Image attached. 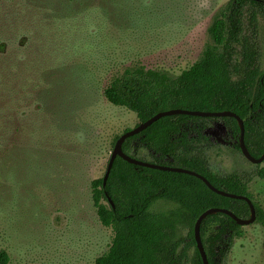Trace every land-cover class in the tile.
I'll return each mask as SVG.
<instances>
[{"label": "rangeland", "instance_id": "rangeland-1", "mask_svg": "<svg viewBox=\"0 0 264 264\" xmlns=\"http://www.w3.org/2000/svg\"><path fill=\"white\" fill-rule=\"evenodd\" d=\"M76 1L0 0V250L12 264H95L109 251L114 233L99 220L92 184L106 175L114 139L139 121L104 90L136 64L189 70L231 0H136L131 10H76ZM259 35L264 69V16ZM211 136L217 171L257 172L221 122ZM250 193L264 210V179ZM176 208L160 201L153 211ZM189 231L179 226L178 238ZM187 253L192 264L195 248ZM224 264H264V225L243 227Z\"/></svg>", "mask_w": 264, "mask_h": 264}, {"label": "trees", "instance_id": "trees-1", "mask_svg": "<svg viewBox=\"0 0 264 264\" xmlns=\"http://www.w3.org/2000/svg\"><path fill=\"white\" fill-rule=\"evenodd\" d=\"M91 1V5L76 1V10H92L96 5L101 8L103 2L105 10L136 7V0ZM260 16H264V0H231L213 18L209 41L189 70L174 76L136 64L110 80L105 97L114 106L136 114L139 125L170 110L235 113L244 122L250 154L260 159L264 155ZM219 122L233 139V148L242 153V130L235 118L186 115L160 119L129 138L123 151L144 162L198 173L221 191L248 197L256 207V222L264 225V210L250 193L253 180L264 179L261 165H257L255 174H226L217 171L211 161V152L219 145L212 140L211 130ZM121 136L114 139V147ZM104 178L92 184L93 201L100 222L111 228L114 236L109 251L95 264H188L190 248L196 253L192 264H203L195 226L205 212L226 209L241 219L251 218L246 201L221 196L191 175L143 168L117 158L106 186ZM160 201L174 203L177 208L155 213L154 207ZM181 225L189 227L186 238L177 236ZM242 230L233 218L222 213L203 221L201 235L209 264H224L242 237ZM0 264H12L4 250H0Z\"/></svg>", "mask_w": 264, "mask_h": 264}, {"label": "water", "instance_id": "water-1", "mask_svg": "<svg viewBox=\"0 0 264 264\" xmlns=\"http://www.w3.org/2000/svg\"><path fill=\"white\" fill-rule=\"evenodd\" d=\"M178 115H186V116H193V117H202V118H235L240 125V128L242 130V134H241V139H240V146H241V151L243 156L250 161L251 163L255 164V165H261L264 163V155L260 158V159H255L249 152L246 144H245V128H244V122L243 120H241V118L236 115L235 113L232 112H218V113H211V112H201V111H189V110H170V111H166V112H161L159 114H157L155 117L151 118L149 121L140 124L139 126H137L136 128L124 133L119 140L117 141L114 150H113V154L111 156L109 165H108V169L104 178V186H106L108 179L110 177V174L112 172L114 163L116 161L117 158H121L123 160H125L126 162L139 166V167H143V168H148V169H153V170H159V171H165V172H173V173H180V174H187V175H191L194 176L200 180H202L213 192L227 197V198H231V199H235V200H242V201H246L250 208H251V218L250 219H241L239 217H237L234 213H232L229 210L226 209H213V210H208L207 212H205L197 221L196 226H195V240H196V244H197V249L199 250V253L201 255L203 264H209L208 261V256L203 244V240H202V235H201V226L203 221L210 215L213 214H217V213H222L225 215L230 216L231 218H233V220H235L240 226L245 227V226H250L252 224L256 223L257 220V211H256V207L253 203V201L251 199H249L248 197L245 196H239V195H234V194H229L227 192L221 191L219 189H217L216 187H214L205 177H203L202 175L189 171V170H184L181 168H173V167H168V166H160L154 163H150V162H144L138 159H135L129 155H127L124 151H123V144L131 137H134L136 135L141 134L142 132H144L145 130H147L148 128H150L153 124H155L156 122H158L160 119L165 118V117H170V116H178ZM110 202H112L110 200ZM113 204V202H112Z\"/></svg>", "mask_w": 264, "mask_h": 264}]
</instances>
